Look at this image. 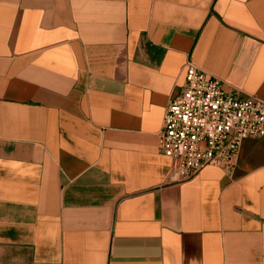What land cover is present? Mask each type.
<instances>
[{
  "label": "crops",
  "instance_id": "crops-1",
  "mask_svg": "<svg viewBox=\"0 0 264 264\" xmlns=\"http://www.w3.org/2000/svg\"><path fill=\"white\" fill-rule=\"evenodd\" d=\"M189 61L264 101V0H0V264H264V137L159 151Z\"/></svg>",
  "mask_w": 264,
  "mask_h": 264
},
{
  "label": "built area",
  "instance_id": "built-area-1",
  "mask_svg": "<svg viewBox=\"0 0 264 264\" xmlns=\"http://www.w3.org/2000/svg\"><path fill=\"white\" fill-rule=\"evenodd\" d=\"M181 91L167 104L158 135L159 151L176 163L180 182L207 166L234 167L246 139L264 137V101L238 90L189 61Z\"/></svg>",
  "mask_w": 264,
  "mask_h": 264
}]
</instances>
